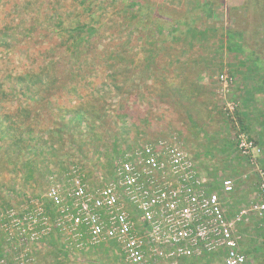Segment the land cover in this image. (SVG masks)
Instances as JSON below:
<instances>
[{
  "label": "rangeland",
  "instance_id": "rangeland-1",
  "mask_svg": "<svg viewBox=\"0 0 264 264\" xmlns=\"http://www.w3.org/2000/svg\"><path fill=\"white\" fill-rule=\"evenodd\" d=\"M203 1L162 0V3L183 13L184 10H196ZM229 3L233 4L232 0ZM111 6L103 8L99 15V31L90 38L97 53L111 54L114 51L117 65L114 69L111 65L107 75L98 71L90 73L95 80L91 86L71 88L64 94L51 87V96L57 95L55 99L44 98L50 93H41V88L38 97L42 101L50 99L52 103L47 104L46 109L36 110L42 116L40 121L34 123L31 119V128L32 125L37 127L32 128L35 138L25 133L20 136L28 145L22 151L25 162L13 165L5 160L7 158L0 157V264H125L116 244L105 242L90 246L81 231L76 237L70 231L56 229L44 195L51 185H59L64 194H68L69 181L75 176L89 188L100 187L111 178L118 158L136 146L157 139L174 136L214 190H220L225 178L233 180V193L225 200L229 217L245 209L254 196L257 181L248 162L239 155L238 134L246 135L260 148L259 167L264 170V0H246L243 8H236L228 14L218 9L215 14L200 16L196 22L200 29L197 30L206 29V33L197 32L193 40L183 37L181 30L171 36V25H166L167 30L160 32L154 27L156 24L144 25L140 18V26H137L131 22L137 14L135 9L123 17L119 14L124 7L122 4L120 7ZM82 7L79 0H0V26L8 23L2 22L4 18L10 19L7 34L10 36L13 29L18 30V37L10 43L16 46L15 42L20 45L25 34L23 28L33 24L30 12L38 9L41 21L50 18L54 10L66 11V16L73 14L72 17L76 18L80 10L87 16L85 10L88 9ZM52 30L48 32L44 28L45 37L36 36L33 42L37 46L42 42L45 46L48 38L53 45L58 44L63 34L55 35L59 29ZM148 34L151 38L147 37ZM8 36L4 38L6 44ZM159 36H167V41L156 40ZM81 42L78 39L67 49H57L55 66L46 63L40 48L36 47L47 70L53 66L57 68L56 87L62 80H67L69 85L75 83V72L70 74V79L67 78L68 71L73 72V68L82 74L87 73L88 69L81 71L77 68L80 65L72 56ZM150 42L159 44L157 53L149 50ZM19 45L12 50L13 54L4 55V59L10 58V62L17 58L19 63H12L10 67L18 69L22 64H28L25 51L30 50ZM168 54H178L186 61L185 66L191 67L189 78L204 91L196 99V106L178 102L179 99L173 98L172 92L164 87L160 91L163 86H158L161 76L166 75V82H169L174 74L166 66ZM83 62V67L89 64L88 60ZM1 64L4 63H0V67ZM50 70L48 75L43 70V82L51 75ZM222 73L232 78L226 93L222 92L219 83ZM108 74L116 78L118 89ZM180 79H176L177 83ZM153 80H156L154 84ZM85 92L91 108L89 116L82 117L83 122L57 114L56 107L72 105L75 98L86 95ZM24 96L12 99L7 108L0 105V112L10 111L17 104L32 106L31 96L26 99ZM225 102H229V109ZM51 133L54 138L49 140ZM34 140L54 144L44 147L43 150L49 153L40 154L35 161L39 148ZM255 225L252 218L249 225L237 229L242 248H249L245 243L248 235L261 231ZM250 243L255 246L256 240L250 239ZM262 257L251 256L252 261L260 262ZM181 264L220 262L209 259Z\"/></svg>",
  "mask_w": 264,
  "mask_h": 264
},
{
  "label": "built area",
  "instance_id": "built-area-1",
  "mask_svg": "<svg viewBox=\"0 0 264 264\" xmlns=\"http://www.w3.org/2000/svg\"><path fill=\"white\" fill-rule=\"evenodd\" d=\"M231 81L227 73L220 74L222 92H228ZM225 104L229 109V102ZM238 135L239 155L257 182L248 206L233 216L225 206L233 180L225 178L220 190H214L191 155L169 136L136 146L118 158L111 178L100 187L89 188L77 176L70 179L66 195L59 185L49 186L44 197L51 205L55 228L76 237L81 231L90 246L116 244L125 264L209 259L246 264L237 229L253 218L264 231V170L259 167L260 148L246 135Z\"/></svg>",
  "mask_w": 264,
  "mask_h": 264
},
{
  "label": "trees",
  "instance_id": "trees-1",
  "mask_svg": "<svg viewBox=\"0 0 264 264\" xmlns=\"http://www.w3.org/2000/svg\"><path fill=\"white\" fill-rule=\"evenodd\" d=\"M79 1L83 3V10L88 9L87 11L85 10V13L88 12L87 16H85L81 10L78 12V16L76 18L72 17L73 14L66 16V11L54 10V13L50 18H44L41 21V16L39 14L40 11H38V9L36 12L34 11V13H29V16L34 18L33 24L26 29L23 28V32L25 34L22 33L23 38L20 42V45L30 48V50L25 51V57L27 58L28 64H22L19 69L15 66L10 67L12 63H19L17 58H14L11 62L10 58L7 60L4 59V55L7 53L13 54L14 52H12V50L17 48L19 45L18 41L15 42L16 46L10 44L16 39V37H18V30L13 29L11 35L8 36L7 30H10V19L4 18L2 20V22L8 21V23H3L0 26V63H4L1 64L2 67H0V105L3 108H7V104L11 103L12 99L16 100V98L18 96L21 97V95H27L26 97L24 96V99H26L28 96H31L30 102L32 103V106H29L31 104L26 106L17 104L14 106V108H11L12 110L10 109L9 111L7 109L9 112L6 110L4 112H0V157L7 158L5 160H7L10 164L16 165L19 162H25L24 156H22V151L26 150L28 145L26 142H24V140L20 139V136L25 133L30 135L32 138H35V133L32 128L34 129L37 127L32 125L31 128V124L33 123L31 119L34 120V123L40 121L42 116H40L36 110L46 109V105L51 102L50 99L42 101V99L38 97L39 94L43 92H49L50 94L44 95V98L53 97L55 99L57 95L53 94V96H51V87L52 89H56L60 92L62 91L61 93L64 94L71 88L78 89V87L85 88L91 86L94 84L95 80L90 73L98 71L99 74L103 73L104 75H107L106 72L109 70V67L112 65V69H114V67L117 65L118 59L113 56L114 51L111 54L104 53L103 51H99L97 53L93 40L90 38L99 31V15L104 11V7H112V4H116L120 7L122 4L126 8L121 7L119 14L123 17H127L130 15L129 11L131 9H135L137 14L134 15V18L131 20V22H134L137 26H140L138 22L140 18L143 19L144 25L151 23L156 24L154 27H156L160 32H162L163 29L167 30V28H165L166 25H171L173 26L170 32L171 36L174 35V33H176L178 30H181L180 32L184 35L183 37L191 38L193 40V38L196 37L197 32H200L201 34L206 33V31H204L206 29L201 31L197 30V28L200 27L196 25L199 17L203 15H211L215 11L214 6L223 5V0H204L202 4L198 5L199 7L196 10H193L192 12H186L184 10L182 13L181 11L167 7L164 3H162V0ZM40 25H43V29L47 28L48 32L53 31V28L55 31L59 29V32H56L57 34L55 33V35H60V33H62L63 39L58 44L53 45V43H51L47 38L45 39V46H42V42H40V44L37 46V43L33 42V40L36 39V36L45 37L46 35V33L42 31L43 29L40 30ZM182 28L185 29L182 30ZM6 36H8V44H6L4 41ZM147 37L151 38V34H148ZM177 38L180 39L179 37ZM78 39H80L82 42L80 45L76 46V51L72 49L74 53L72 56L75 58L76 63L80 65L77 68L81 69V71L82 69H88L87 73L82 74L80 71L77 72L76 68H73V72L68 71L69 73L67 74V78L70 79V74L75 72V83L69 85L67 80H62L56 87L57 68L54 67L56 65V60L54 58V56H56L55 51L60 47L67 49L69 45L72 46L71 44H74V42ZM160 39L167 41V36H159L156 38V40ZM158 46L159 44L155 42H150L148 44L149 50L154 51L155 53L158 52ZM36 47L40 48V51L43 53L45 57L44 61L46 63H50V65H54L51 70L50 68L47 70V65L43 64V60L40 58V56H38L39 53L36 51ZM82 58L83 61H89L87 66L83 67L85 62L81 60ZM167 58L168 60L166 66L168 67V70L174 74H171L172 77L169 78V82H166V75L161 76V83L159 82L158 86L161 87V84L163 86L161 87L160 91L162 92V88L164 87L166 90L172 92L171 96L173 98L179 99L178 102L187 103L190 106H196V99L201 97L204 94V91L202 90L201 86L189 78L188 72L191 71V67L185 66V64L187 65L186 61H184L181 57L179 58L178 54H168ZM173 69H175L176 72H173ZM43 70L46 71L45 75H48L49 70L51 73L45 82H43L42 79L44 76ZM181 75H183V77L180 79L179 77ZM108 77L112 78L113 85H115V88L118 89L119 86H116L115 84L116 78L113 77L112 74H108ZM77 79H80V82H78ZM176 79H180V83H177ZM174 80H176V82ZM154 81L156 80H153V84ZM41 88L42 92L40 93ZM84 94H86V92ZM87 95L88 94H82L81 96L76 97L72 105L68 104L65 106L56 107V109H58L57 114L63 118L71 117L72 120L83 122L82 117L86 118L89 116V109L91 108L89 107L87 101ZM154 95L155 97L160 96L156 94ZM198 103L201 102L198 101ZM49 116L52 115L49 114ZM43 130L44 129H41V131ZM52 137L53 136L51 133L49 135V140H52ZM34 141L39 148V154L33 161L39 159L40 154L46 155V153H49L47 150L46 152L43 150L44 147L47 148V146H54L53 143L46 141ZM49 206L51 208L50 204Z\"/></svg>",
  "mask_w": 264,
  "mask_h": 264
},
{
  "label": "crops",
  "instance_id": "crops-1",
  "mask_svg": "<svg viewBox=\"0 0 264 264\" xmlns=\"http://www.w3.org/2000/svg\"><path fill=\"white\" fill-rule=\"evenodd\" d=\"M245 1L246 0H232L233 4H230L229 0H223V5L214 6V9L215 11H217L218 9H222V11L224 10L225 14H228L229 11H233L236 8L237 9L243 8L245 6ZM212 14H215V12ZM250 239L256 240L255 246H253L251 243L248 244ZM245 243H247V246L249 247V248H246L245 246H243V251L246 253L245 255L248 259V262H246V264H264V261H263L264 259V231H257L256 233L254 232V235H248L247 241ZM257 255L263 256L261 262L252 261L253 259L251 258V256L253 257Z\"/></svg>",
  "mask_w": 264,
  "mask_h": 264
}]
</instances>
